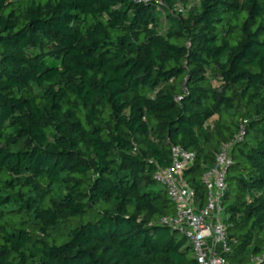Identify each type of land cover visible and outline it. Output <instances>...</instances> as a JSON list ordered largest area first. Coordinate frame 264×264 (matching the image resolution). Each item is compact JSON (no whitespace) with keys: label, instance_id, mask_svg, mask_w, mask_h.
Instances as JSON below:
<instances>
[{"label":"trees","instance_id":"16d2710c","mask_svg":"<svg viewBox=\"0 0 264 264\" xmlns=\"http://www.w3.org/2000/svg\"><path fill=\"white\" fill-rule=\"evenodd\" d=\"M188 1L0 0V264H195L154 175L193 153L202 206L240 126L225 258L261 255L264 0Z\"/></svg>","mask_w":264,"mask_h":264},{"label":"built area","instance_id":"2783aa9c","mask_svg":"<svg viewBox=\"0 0 264 264\" xmlns=\"http://www.w3.org/2000/svg\"><path fill=\"white\" fill-rule=\"evenodd\" d=\"M141 1V0H139ZM215 118L208 121L212 124ZM244 137L242 126L232 142L223 143L214 165L205 171L201 181L205 187L204 204L183 178L184 172L194 164L195 156L178 146L171 148L170 166L159 168L155 182L167 193L174 206V215L161 220V224L177 230L190 245L195 264H229L225 258L230 252L227 226L224 222L222 195L225 191L227 169L231 163V150L236 141ZM248 264H264V248Z\"/></svg>","mask_w":264,"mask_h":264},{"label":"rangeland","instance_id":"374dc122","mask_svg":"<svg viewBox=\"0 0 264 264\" xmlns=\"http://www.w3.org/2000/svg\"><path fill=\"white\" fill-rule=\"evenodd\" d=\"M199 1L200 0H189L188 1V5H187V7H182V6H175L174 8H172V9H167L166 10V13L165 14H168V15H171V16H173V18H174V16L176 15V13L179 11V10H181L182 11V15H186L188 12H189V10L190 9H195V10H198L199 11ZM174 9L177 11V12H175L174 13ZM159 31L160 32H163V26L161 25L159 28ZM157 187H159V185H157ZM9 192H7V194H8ZM5 195H6V193H5ZM2 210H10V209H13V206H4V207H2L1 208ZM179 238H181V234L179 233Z\"/></svg>","mask_w":264,"mask_h":264},{"label":"water","instance_id":"95a60500","mask_svg":"<svg viewBox=\"0 0 264 264\" xmlns=\"http://www.w3.org/2000/svg\"><path fill=\"white\" fill-rule=\"evenodd\" d=\"M172 231H176L177 232V230H174V229H171Z\"/></svg>","mask_w":264,"mask_h":264}]
</instances>
